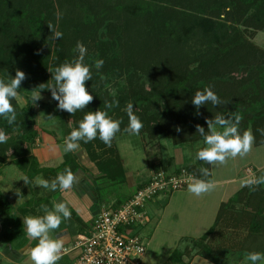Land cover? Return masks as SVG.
Here are the masks:
<instances>
[{
  "label": "trees",
  "instance_id": "obj_1",
  "mask_svg": "<svg viewBox=\"0 0 264 264\" xmlns=\"http://www.w3.org/2000/svg\"><path fill=\"white\" fill-rule=\"evenodd\" d=\"M44 1L46 4H52L50 0H0V80L8 83L10 78L15 77L17 71H22L25 74V80L22 82L18 94L27 91L51 94L48 90L54 84V81L51 80V73L60 64L66 61L70 62L77 57L74 49L79 39L72 41L65 35L60 40L50 39L51 30L54 32V24L52 26L48 24L51 29L45 27L47 19L37 17L39 15L35 16V10L32 7ZM192 1L189 0L188 3H193ZM72 3H75L76 8H80L79 0H72ZM198 6H201L200 3ZM154 7L156 4L147 0H122L114 9H104L101 20L111 17L112 14H117L115 19L121 20L122 17L124 26L146 24L149 26L151 34L142 38L139 35L134 40V46L131 45L132 40L122 41L120 48L133 50V52L124 53L128 55L127 60L123 53H117V51L116 56L111 57L110 48L114 49L115 47L110 43L98 44L92 54L86 55L85 63L89 66L94 65L97 58L103 59L105 63L99 71L92 68V80L87 81L85 86L93 95V100L85 109L78 110L74 115H68L70 120H73L72 124L78 120L81 121L88 111L94 112L99 109L108 111L109 116L113 119L122 120L120 127L121 130H124L128 127L129 121L126 112L121 111V106L124 103L132 101L136 103L140 100L143 102V106H140L141 110L136 115L144 126L151 121L157 123L162 120L158 114L147 116L150 108L154 105H161V103L168 115L174 118L173 108L178 106L177 101L184 87L191 84L193 86L191 90L194 93L197 90L196 85L200 88L198 82H202L200 85L204 89L211 85L214 76L236 72L237 64L240 60H244L253 67L251 72H253L254 89L245 90L242 88L233 94L230 93L229 97L225 98L226 105L221 107L214 108L212 105L206 104L197 110L191 104L194 109L191 120L196 126H207L205 120L214 118L218 112H233L241 116L240 132L243 133L251 129L255 137L253 144L255 146L264 145V135L259 131L264 126V51L249 45L250 49L246 46L247 54L245 52L243 55V49L235 38V28L227 26L219 20L191 15L184 11L169 13V10L161 6L158 10L153 11ZM16 9H19L17 13ZM30 10L33 14H30ZM75 17L78 18L76 15ZM55 27L62 32L61 24H57ZM114 30L115 28L110 29V36L118 34ZM96 56L97 58H95ZM174 63L177 69L178 65L182 66L187 77L181 76L179 73L172 75L167 73L163 82L158 77L151 78V70L164 74L170 64L172 66ZM191 64L196 65L192 71L189 70ZM131 66L135 67L138 73L146 75L149 87H146L144 82L135 79L134 82L130 81L128 92L120 97H112L103 91V86L110 75L118 77L125 74L122 71L124 68L128 70ZM114 100L119 102V106L110 110L106 109L105 101L110 103ZM11 103L16 110L15 124L10 126L5 118L0 117V129L4 130L7 135V141L0 143V170L10 161L31 180L44 171V169H39L36 159L31 157V149L40 133V129L34 121L36 113L28 104L24 108L19 107L16 99H13ZM185 113L189 114L183 111V115L179 117L178 121L185 118L183 123L186 125L189 121H187L188 117ZM69 134L70 131L65 127L61 140H58L54 135L52 137L55 138L57 144H64V140ZM100 142L97 138L86 144L80 142V146L89 151V148L91 149L94 145L100 146ZM192 143L193 141L184 144ZM89 159L95 164L98 172L102 171V167L96 164L93 157L89 156ZM65 169H70L74 175L83 170L72 152L64 153L62 164L48 172L57 177L63 174ZM185 170L193 175L191 170ZM208 172L207 177L201 178L202 176H200L197 179L209 180L210 170ZM260 188H262L260 185L253 188L244 187L228 203L220 207L212 228L201 239L193 242L194 247L203 258L214 264H224L207 243L216 233L226 209L232 208L233 204H250L252 213H249V216L253 226L249 232L256 234L264 232V199H256L257 193H264V187L262 190ZM246 195L247 199H245ZM260 219L263 221L261 227L259 226ZM0 223L4 233L2 237L7 238L5 240L11 241L22 235V227L12 215L10 204L2 194H0ZM179 255L176 252L174 257H179Z\"/></svg>",
  "mask_w": 264,
  "mask_h": 264
},
{
  "label": "rangeland",
  "instance_id": "obj_2",
  "mask_svg": "<svg viewBox=\"0 0 264 264\" xmlns=\"http://www.w3.org/2000/svg\"><path fill=\"white\" fill-rule=\"evenodd\" d=\"M50 1L52 4H46L44 1L33 6L32 8L35 10V16L39 15L37 17H41L42 19L44 17L47 19V26L45 27H48V24L51 26L54 24V31H59L55 26L61 24L62 28H60L63 35L68 36L72 41L79 39V41L87 47V55L92 54L98 44L102 45L104 43L114 45V49L110 48L109 53L111 57L116 56V51L117 53L120 52L123 54L127 53V51L133 52L132 49L120 48L122 41L126 39L132 40L131 45L134 46V40H136L139 35L142 38L147 36V34H151L149 31L150 28L146 24H130L124 26L121 16V20L115 19L117 14H110L111 17H105L101 20L102 12L105 8L114 9L122 0H79L80 8H76L74 6L76 2L72 3V0H65V3L63 2L64 0ZM147 1L156 4L153 11L158 10L161 6L169 10V13L184 11L191 15L219 20L227 26L235 28L237 34H235V38L243 49V55H245L246 46L250 49L249 45H253L256 49L264 51V0H193V3H188L189 0ZM198 3H200V7ZM17 11H19V9H16V13ZM29 12L33 14L31 10ZM75 15L78 18H76ZM123 27L126 28L124 29ZM111 28H115L118 34L110 36ZM96 54L98 56L97 52ZM97 56L95 58H97ZM127 56V54H124L125 60H127ZM177 67L178 69L175 63L172 66L170 64L169 68L166 69L164 73L165 75L158 71L154 72L151 70L150 76L152 79L158 77L161 81L165 79L167 73H170V75L179 73L181 76L185 77L186 74L182 66L178 65ZM195 68L196 65L191 64L189 66L190 71ZM252 69L253 67L249 66L248 62L240 60L239 64H237L236 72L214 76L209 86L214 89L213 91L222 101H225V98L229 97L230 93L233 94L239 89H254L252 83ZM122 71L125 72V74L118 77L117 75H110L108 77V80H106L103 86V91H106L112 97H120L128 92L127 89L130 81L134 82L135 79L144 82L146 87H149L150 84L146 79V75L138 73L135 67L131 66L128 70L124 68ZM200 84H202V82H198L200 88L196 85L197 90L195 92L203 90ZM190 85L183 88L180 98L177 101L178 106L173 108V113H175L174 118L168 115L166 110L162 107V103L161 105L158 104V106L154 105V107L150 108L148 111L147 116L158 114L161 116L162 120L157 123L152 121L149 122L148 125H145L141 129L139 135H131L121 130L113 138L110 147L106 146L102 141L100 142V146L94 145L91 149L89 148V151L79 146L80 149L86 153L88 158L89 156L93 157L96 164L102 167V171L98 172L100 178H104L110 185L120 182L122 176L125 175L122 162H124V166L128 170H134L140 173L145 172L147 168H151V170L154 168L167 170L168 168L176 167L178 169L191 170L193 173L192 176L195 178H200V176H202L201 178H205L201 173V169L207 168L210 170V168H208L210 165L195 160L196 152L201 148L199 147L200 144H202L203 147L204 144L203 137L196 134V125H194L191 120V115H193L192 111H194L191 107V97L195 92H192L191 87L193 86ZM147 91L149 90L147 89ZM37 96H40V99L34 101V97ZM15 99L19 107L24 108L28 104L36 113L34 121L40 129L38 139H41V142L39 143L37 139L35 145L32 147V158H34L32 156L33 151L41 145L43 141L54 140L56 143L52 135L58 140H61L65 127L71 132L74 128L78 127V123L80 122V120H78V122L72 124L73 120H70L68 116L69 113L57 108V103L52 100L51 94L27 91L23 94H18ZM131 103L134 105L135 114L141 110L140 106H143L141 100L136 103L132 101ZM127 104L128 103H124V105L121 106V111L126 112L125 109ZM183 111L189 113H185L188 117L187 121H189L186 125L183 123L185 118L178 121L179 117H182ZM177 127L182 129L180 133L176 132L175 129ZM202 127L207 131V126L204 125ZM261 129H264V126H262ZM190 141H193V143L184 144ZM180 143L182 144L178 145ZM77 162L79 163L78 159ZM175 163L180 165H176ZM216 168V175L219 179L235 178L234 173L237 171H240L241 176L246 174L248 180L264 177V146L256 149L253 148V150L243 157H230L224 164H216ZM247 170H250V175L247 173ZM256 185H260L262 188L264 187V183L252 184L250 187L253 188L256 187ZM262 188H260V190H262ZM256 196V199H264V193H257ZM245 199H247V195ZM232 206V208L226 209L222 217L223 220L219 222L216 233L207 243L215 251L217 257H219L221 261H223L225 257L221 251H224L222 250L223 248L228 247L230 239L231 242L234 241V243L237 242V244H242L243 242L244 244L249 242L254 243V241L264 244V236H252L249 232L250 228L253 226L251 217L249 216V213H252L251 205L241 203L233 204ZM233 234L235 235L234 238L232 237ZM234 243L232 247H237L238 245ZM239 248H241V246ZM240 254H242V252H240Z\"/></svg>",
  "mask_w": 264,
  "mask_h": 264
},
{
  "label": "crops",
  "instance_id": "obj_3",
  "mask_svg": "<svg viewBox=\"0 0 264 264\" xmlns=\"http://www.w3.org/2000/svg\"><path fill=\"white\" fill-rule=\"evenodd\" d=\"M37 141L40 143L41 139ZM263 146L253 144L251 150ZM199 147L202 148L203 145L200 144ZM64 153L62 144H57L54 140L43 141L33 151L32 156L36 159L39 169H44L45 173L43 171L38 174L27 184L23 182L26 176L10 161L0 170V194L10 204L12 215L22 227V235L19 238L7 241L6 237H2L4 233L0 223V264H33L29 250L36 246L37 241L28 240L23 220L28 216L45 215V207L54 210L57 202L68 204L72 213L71 218L62 220L60 227L51 234L53 237H59L64 245L60 253L61 259L57 264H70L78 256V251L74 249L76 237L87 234L93 220L101 212L119 208L140 187L147 184L154 173L158 171L171 173L177 169L147 168L148 171L140 173L128 170L122 162L125 175L120 182L110 185L104 178H100L94 163L78 147L72 153L77 157L83 170L75 173L72 187L68 190L58 187L55 191L43 188L39 180L42 178L51 183L56 179L54 174L48 171L62 164ZM216 172V164L210 165L209 181H212L215 187L208 193L195 196L188 191L187 186L183 191L160 195L148 203L146 224L133 231L146 245L141 264H214L198 253L193 242L208 233L216 221L220 207L244 188L241 187V181L248 180L247 175L241 176L240 171L235 172V178L230 179H219ZM261 220L260 227L263 224ZM250 234L262 236L264 232ZM256 242L237 244L230 239L228 247L222 249L225 256L223 263L247 264L248 253H264V244ZM233 243L238 246L232 247ZM176 252L180 254L179 257H174Z\"/></svg>",
  "mask_w": 264,
  "mask_h": 264
},
{
  "label": "clouds",
  "instance_id": "obj_4",
  "mask_svg": "<svg viewBox=\"0 0 264 264\" xmlns=\"http://www.w3.org/2000/svg\"><path fill=\"white\" fill-rule=\"evenodd\" d=\"M50 29L51 27L48 26ZM52 40H60L63 33L51 30ZM74 52L77 53L76 59L66 61L60 64L52 72V84L48 90L51 92V98L57 103L59 110L66 111L74 115L78 110H83L93 100V95L86 89V82L92 80V68L97 71L102 69L104 65L103 59H97L94 65L89 66L85 63V57L88 54L87 47L80 41L76 43ZM25 80V74L17 71L14 78H10L8 83L0 80V117L7 120L11 126L16 122V110L11 103L18 95V90L22 82ZM40 96L34 97V101L39 100ZM191 104L195 109L199 110L206 104H211L214 108L226 105L220 97L212 90L211 86L205 87L202 91H197L191 97ZM105 108L112 109L118 107V101H105ZM126 114L128 117V127L124 131L131 135H139L144 127L141 119L134 112V105L128 103L126 106ZM241 116L235 113L218 112L212 119H206L207 131L204 127L197 125L196 134L203 137L204 147L196 152L195 160L205 162L209 165L224 164L228 158L237 156H245L252 149L255 137L248 129L243 133L240 132L239 124ZM122 120L113 119L109 116L108 111L96 110L88 111L83 119L78 123V127L74 128L69 135L66 136L63 144V151L70 153L75 151L80 142L89 143L95 139H99L106 146L110 147L113 138L121 131ZM177 133L182 129L177 127ZM264 135V129L259 130ZM7 141V135L4 130L0 129V143ZM201 173L207 177L209 175L207 168H202ZM75 176L70 169H65L51 183L48 180L40 179L39 184L43 188L51 191L57 190L59 187L68 190L72 187ZM24 184L29 183L28 177L23 178ZM264 183V177L255 180L241 181V187H247L252 184ZM215 185L212 181L205 179L192 178V182L188 185V191L195 196H201L214 189ZM45 215L28 216L23 220V226L26 227L27 238L29 241L36 240L37 244L29 250L30 258L33 264H57L61 259L60 253L63 250V242L59 237H53L51 234L57 230L62 220L71 218V210L69 205L64 202H57L54 210L45 207ZM247 264H264V253L250 252L246 255Z\"/></svg>",
  "mask_w": 264,
  "mask_h": 264
},
{
  "label": "built area",
  "instance_id": "obj_5",
  "mask_svg": "<svg viewBox=\"0 0 264 264\" xmlns=\"http://www.w3.org/2000/svg\"><path fill=\"white\" fill-rule=\"evenodd\" d=\"M192 178L185 169L154 173L129 200L117 209L101 212L89 232L76 237L78 256L70 264H141L146 245L133 231L146 224L148 203L185 189Z\"/></svg>",
  "mask_w": 264,
  "mask_h": 264
}]
</instances>
